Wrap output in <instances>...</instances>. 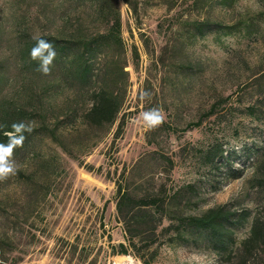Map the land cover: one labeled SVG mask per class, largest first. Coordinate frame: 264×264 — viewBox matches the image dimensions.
<instances>
[{
  "label": "rangeland",
  "instance_id": "1",
  "mask_svg": "<svg viewBox=\"0 0 264 264\" xmlns=\"http://www.w3.org/2000/svg\"><path fill=\"white\" fill-rule=\"evenodd\" d=\"M201 1L195 7L192 0H138L134 17L118 0L122 48L109 54L120 56L128 79L117 90L124 97L119 120L80 164L53 145L44 149V157L55 160L52 166L37 168L31 155L8 158L14 171L0 179V239L4 230L15 238L7 240L4 254L0 251V264H238L169 243L161 229L136 239L135 251L128 247L115 209L117 185L136 198L157 194L162 186L171 193L192 185L187 214L226 206L264 220V167L257 163L264 149V44L252 36L212 33L181 47L184 22L206 15L227 25L233 21L225 9ZM61 2L0 0L5 42L0 59L9 55L7 47L20 30L47 35L63 26L57 9ZM234 10L253 12L255 0H237ZM52 14L54 25L49 23ZM103 27L89 25L86 32ZM132 47L138 54L134 65ZM181 65H188L186 71ZM6 73L15 77L17 71L11 65ZM142 92L149 95L142 97ZM215 104L213 116L182 131ZM248 107L255 108L254 116ZM153 108L162 110L164 120L149 128L142 114ZM119 121L122 128L115 137ZM100 136L91 131L76 144L86 147ZM214 144L221 145L225 160L209 166L201 155ZM162 223L166 227L167 221ZM248 231V226L238 230L237 241ZM118 244L128 248V255H110V247ZM249 264H264V253Z\"/></svg>",
  "mask_w": 264,
  "mask_h": 264
},
{
  "label": "trees",
  "instance_id": "2",
  "mask_svg": "<svg viewBox=\"0 0 264 264\" xmlns=\"http://www.w3.org/2000/svg\"><path fill=\"white\" fill-rule=\"evenodd\" d=\"M121 1L136 17L138 0ZM200 1L192 0L193 6ZM203 2L208 8L225 9L233 21L227 25L208 15L186 21L182 25L184 31L179 32L181 47L193 45L212 33L238 34L243 38L252 36L264 44V0H255L253 12L234 10L237 0ZM57 9L63 26H55L53 33L47 35H32L28 28L20 30L14 44L7 47L9 55L0 59V145L7 146L14 138L23 137L22 144L13 148L11 156L22 159L31 155L37 161V168L41 164L52 166L55 162L44 157L47 145L55 146L80 164V158L89 155L119 120L124 97L117 90L121 82L124 88L128 84L120 56L109 54L111 50L122 48L118 0H63ZM52 16L49 23L54 25L57 17ZM95 24L104 27L93 34L87 33V27ZM40 40L52 43L56 51L47 73L39 70L43 52H38L37 58L33 59V49ZM3 43L0 31V44ZM131 50L134 65L138 54L134 47ZM11 65L17 71L15 77L6 76ZM187 66L181 65V71H186ZM183 76L186 75L183 73ZM216 107L217 104L211 106L204 117L188 123L182 131L198 128L205 119L213 116ZM246 112L254 116L255 108L248 107ZM14 124L24 127L17 131L13 129ZM121 128L122 121H119L115 137ZM91 131L101 133L97 141L86 147L76 144ZM223 155L221 145L214 144L201 159L206 165L215 166L225 160ZM257 163L264 167V149ZM168 164L171 166L169 161ZM162 188L157 194L136 198L117 185L116 215L123 224L128 247L136 251V239L147 232L154 236L161 229L169 243L206 251L226 262L237 259L238 264H249L264 253V220L251 218L248 211H230L226 206L209 208L196 215L187 214L185 205L194 194V187L185 185L171 193ZM163 221H167L166 227H161ZM1 222H4L2 217ZM245 226L249 227L246 237L237 241L236 232ZM3 233L0 251L4 254L7 240L14 239L15 234L10 231L8 236V230ZM110 249L111 256L128 255L124 244ZM80 253L83 255V251Z\"/></svg>",
  "mask_w": 264,
  "mask_h": 264
},
{
  "label": "clouds",
  "instance_id": "3",
  "mask_svg": "<svg viewBox=\"0 0 264 264\" xmlns=\"http://www.w3.org/2000/svg\"><path fill=\"white\" fill-rule=\"evenodd\" d=\"M43 52V55L41 57V65L40 69L41 71L47 73L50 68L49 65H51L52 61L56 57V51L55 47L52 43L40 40L38 41L37 47L33 49V59L37 58L38 52ZM142 97H147L149 94L147 92L141 93ZM143 120L147 127L149 128H155L163 123L164 116L162 114V110L158 108L150 109L148 112L143 113ZM22 124H14L13 129L20 131L23 129ZM23 137L20 138H14L12 140V143L5 145H0V179L6 178L9 174L13 173L14 171V165L13 163L9 162V157L12 154L13 148L16 145L22 144Z\"/></svg>",
  "mask_w": 264,
  "mask_h": 264
},
{
  "label": "bare ground",
  "instance_id": "4",
  "mask_svg": "<svg viewBox=\"0 0 264 264\" xmlns=\"http://www.w3.org/2000/svg\"><path fill=\"white\" fill-rule=\"evenodd\" d=\"M116 264H121V263H116ZM122 264H124V263H122Z\"/></svg>",
  "mask_w": 264,
  "mask_h": 264
}]
</instances>
